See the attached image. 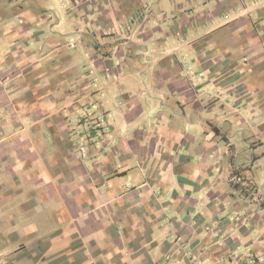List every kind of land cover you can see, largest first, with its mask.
<instances>
[{"label": "crops", "instance_id": "crops-1", "mask_svg": "<svg viewBox=\"0 0 264 264\" xmlns=\"http://www.w3.org/2000/svg\"><path fill=\"white\" fill-rule=\"evenodd\" d=\"M248 263L264 0H0V264Z\"/></svg>", "mask_w": 264, "mask_h": 264}, {"label": "rangeland", "instance_id": "rangeland-1", "mask_svg": "<svg viewBox=\"0 0 264 264\" xmlns=\"http://www.w3.org/2000/svg\"><path fill=\"white\" fill-rule=\"evenodd\" d=\"M253 262V259L252 258H250V263H252ZM249 264V263H248Z\"/></svg>", "mask_w": 264, "mask_h": 264}]
</instances>
